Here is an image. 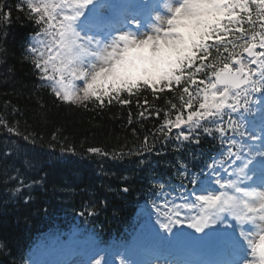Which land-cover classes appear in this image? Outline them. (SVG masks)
Listing matches in <instances>:
<instances>
[{"label": "trees", "instance_id": "1", "mask_svg": "<svg viewBox=\"0 0 264 264\" xmlns=\"http://www.w3.org/2000/svg\"><path fill=\"white\" fill-rule=\"evenodd\" d=\"M260 2H248L257 28L264 21L256 6ZM0 6V264H26L30 248L46 233L67 231L74 223L84 232L94 231L104 243L136 231L137 207L158 195L159 182L168 192L188 183L177 171V158L190 161L193 175L198 174L220 143L216 131L212 136L201 135L199 145L179 144L172 139L176 136L173 129L168 140L157 132L166 119L187 112L179 97L188 99L183 88L189 82L182 78L172 88H134L133 101L137 93L149 100L144 117L138 113L145 109L134 102L98 107L95 98L79 103L61 100L45 83L29 52L33 37L48 24L36 23L38 16L27 0H0ZM239 17L241 23L233 22L231 27L251 34L246 12L240 11ZM212 56L209 63L221 60ZM120 95L127 98L129 94ZM169 102L176 103L178 110H171ZM146 135L153 144L151 153L119 156ZM166 147L179 154L171 157ZM89 148H99L100 153ZM192 155L199 158L191 160ZM125 176L129 177L126 183ZM123 187L130 191L122 192Z\"/></svg>", "mask_w": 264, "mask_h": 264}, {"label": "snow or ice", "instance_id": "2", "mask_svg": "<svg viewBox=\"0 0 264 264\" xmlns=\"http://www.w3.org/2000/svg\"><path fill=\"white\" fill-rule=\"evenodd\" d=\"M90 4H93V0H82V3L74 5L72 15L64 16L60 21L61 31L59 37L56 38L60 41V47L65 54L70 57L69 63L74 61L77 64L84 65L81 71L84 73V78L88 83L83 89L84 95L77 97V101H87L94 95L98 107H106L113 103L129 105L134 102L138 108L145 109L138 113L140 117H144L145 112H148V108H145V105H149V100L137 93L133 101L131 94L134 88L142 87L145 90H149V88L156 89L161 85L163 88H172L181 84V76L185 72L187 75L184 76V82L197 84L194 78L195 75L207 68L211 71L212 76L208 78L207 85L200 89V92L204 93V102L199 103V109L202 111L199 114L196 111L190 112L187 115V119H183L181 115H176L174 120L166 119L157 129V132L165 140H168V134L171 133L173 128L180 129L178 134L172 139L181 145L184 142L199 145L201 143V133L197 129H202L203 133H207L209 136L213 135V129L204 127L200 121L211 118L209 123L217 126L216 130L219 132L220 142L222 144L227 142L228 147L226 151L210 156L208 162L205 163L204 168L201 169L197 176L193 175L190 161L185 162L177 158V171L182 181H187L188 185H192L193 179H196L199 181L198 186H203L205 180L215 178L216 183L220 184V173L222 171L228 173V168H230V176L235 177V179L229 178L226 185L222 186L232 187L242 192L243 189L240 188V184L244 181L254 182L259 178L264 182V152H249L248 162L244 163L243 146L239 143L235 134L239 133V136H244L245 133L240 131L242 125L231 119L232 113L239 115V109L244 111L249 109V93L262 91V88H258L257 84L264 86V51L256 52L254 50L256 45L251 42L258 39L260 48L264 49V21L260 23V34L257 35L255 32L256 21L253 20L251 13L248 11V0H175L174 4L169 3V0H149L148 3L135 4V10L138 13H147L149 16L156 14L154 21L156 26L153 28L155 34L148 35L142 39H137L131 34H121L113 40L111 45H106L102 40L95 39L90 35L82 36L80 31L77 30V21L81 20V17L84 19L80 29L85 33L100 32L108 26L109 21L99 14L86 15L84 9ZM256 6L259 9L258 15L264 16V0H261ZM29 7L38 16L36 23L41 25L48 24V27H52L50 21L54 18L52 13L56 7L55 5L42 0L40 6L30 4ZM2 10L3 6H0V11ZM240 11L246 12V22L253 27L251 37L249 38L245 30L241 28L239 36H234L231 40L224 39L226 33L235 32V29L230 27L233 22L236 24L241 23ZM162 12L166 19V27L165 19H162L160 15ZM226 17L227 20H225ZM117 31L122 32L123 29H118ZM46 34H48V28H45L43 33H37L38 45L45 43L39 37ZM212 37L216 38L214 43L211 42ZM239 40H243L244 43L238 44ZM120 42L124 45L122 50L119 47ZM238 46L244 53H248L247 59L249 63L256 66L255 70L249 69L248 73H245L244 68L246 65L237 59L236 63L241 66L233 72L231 65L224 62L231 61L234 57L240 55L235 51ZM212 49H215V56H212ZM46 50L49 51L47 60L44 59L45 53L40 51L38 46H33L30 49V55L36 57L35 67L45 74L48 73V63L53 59L50 54V46H46ZM197 53H199V56H197ZM57 55L59 56L60 54L58 53ZM209 56H212L213 60L216 57H221V60L218 64L207 63L206 60ZM93 60L96 63H91ZM197 61H199V66L194 67ZM205 75L207 74L205 73ZM101 76L105 77L106 86L98 88L95 92H90L96 85L97 79ZM252 77L256 78L253 79ZM48 79H54V77L49 76ZM141 81L143 82L142 84L140 83ZM60 82H63V76H61ZM217 83L234 85L231 90V103H228L230 92V87L228 86L219 92L218 101L212 104L208 103V92L210 89L215 90ZM197 87L199 88V85ZM122 92L128 93V97H122L120 95ZM183 93L188 95V99L184 100L183 96L179 97L183 101L181 107L191 109L193 107V96L189 93L188 87L183 88ZM54 94L61 100L72 98L55 88ZM152 95L155 96L156 93L153 91ZM216 95V91H212L213 100H216ZM262 95H264V91H262ZM141 100H143V103ZM169 108L178 110L177 104L172 102H169ZM226 108L227 111H225ZM156 114H160L159 110H156ZM194 117L196 118L193 119ZM225 117L228 118L227 128L222 124ZM129 123L131 124V120H129ZM182 124L188 125V128L186 130L181 129ZM229 129L234 135H225ZM133 135H135V128L133 129ZM155 139L154 135L153 142H155ZM233 148L237 150L233 151ZM88 151L100 153L99 148H89ZM140 151L149 153L153 151V144L148 142L147 135L135 148H129L126 153L121 151L119 156L123 158L125 155H132ZM160 154L164 155L166 153ZM202 154L200 153V155ZM103 155L107 156L109 153L104 152ZM116 155L115 152L112 153L113 157H116ZM198 158V155L191 156V160ZM257 160L261 162L260 167L250 175L251 165ZM141 163H144V160H141ZM225 165H228V168H225ZM204 169H207L211 174L205 175ZM128 179L129 177L127 176L122 177L125 183ZM165 187L164 183L159 184L161 193H164ZM180 187L187 191L183 182ZM121 191L127 193L130 188L123 187ZM195 191L196 189H192V194ZM179 195L185 199L184 204L178 205L173 201L170 208L167 201L163 205L156 203L152 205L154 212L150 211V216L155 215L157 220L161 222L159 227L164 229L163 233H159L158 228L156 231L158 235L157 243L160 246L161 254L155 256L154 260H167V256L163 255L165 250L179 249L190 241L195 240L220 245L224 254L231 256L230 259L226 258L222 264H244V256L241 255V249L244 240L247 239L258 254L260 264H264V228L260 230L259 240L255 241L247 237L243 232L237 234L235 228L229 231L227 228L211 227L213 224H224L229 214L236 215L238 204L235 198L224 200L219 196H199L196 200L189 202L183 192ZM259 196L264 197V191L259 192ZM243 203L247 206L249 202L245 199ZM196 207L205 210L204 215L199 219L192 218L190 215H181L184 209H194ZM253 211L255 209L249 207L248 216L237 218L252 220L253 217L250 213ZM259 211L264 213V200L261 202ZM189 219L193 220L190 227L202 233L201 236L197 237L195 234L187 233L186 230L180 228H176L173 231L175 225L182 224ZM259 219L264 221V215H261ZM154 225H156L155 222ZM167 233H171V236H168ZM96 264H100V262L97 261Z\"/></svg>", "mask_w": 264, "mask_h": 264}, {"label": "rangeland", "instance_id": "3", "mask_svg": "<svg viewBox=\"0 0 264 264\" xmlns=\"http://www.w3.org/2000/svg\"><path fill=\"white\" fill-rule=\"evenodd\" d=\"M96 1V2H95ZM107 0H93V6H92V10L94 13H97L99 15L104 14L106 11L102 9V5H105V2ZM110 3L113 5L107 6L109 8H113L114 11L115 9L118 11L119 9H123L124 6H121V4L119 5L118 3H116L114 0H109ZM126 2H131L130 6H134L131 8H135V4L139 3V0H125ZM149 0H144L141 3H148ZM107 3V2H106ZM139 3V4H141ZM169 3H175V0H169ZM178 6V5H176ZM128 8L127 10L123 11L124 14H122V12H117L116 14H112V17H109V24L111 22H113V20H115L117 17H119V15H125V13L129 10L131 11L132 9ZM89 15V14H87ZM111 15V14H110ZM162 19H165L164 17V13H160ZM83 18V17H82ZM78 22V21H77ZM79 23V22H78ZM77 23V24H78ZM155 23H153L152 25V31L151 32H144L143 35L137 37L135 34H131L133 36H135L137 39H142V38H146V36L148 35H154V31L153 28L155 27ZM165 27H166V19H165ZM77 30L80 31V34L82 36L84 35H90V36H94V34H92L91 32L89 33H85L83 32L78 26H77ZM121 34H129L127 32H122ZM120 34V35H121ZM118 37V36H117ZM116 37V38H117ZM40 40L44 41V44H37V38L35 39V46H38L40 48V51H43L45 53L44 57L46 55H48L49 58V51L46 50V37L43 35L42 37H39ZM113 42V40H111L110 42L107 43V45H111ZM49 46V45H48ZM123 43L120 42L119 43V47L122 50L123 49ZM52 47H50V54L52 51ZM264 51V49L262 50ZM60 54L59 56L57 55L58 58V62L60 65V69H59V75H60V79L59 81H52L50 80L51 84L59 91H61L63 94L65 95H69L74 100H77V97H82L83 93V89L87 86L88 81L85 80L84 78V73L81 71V69L84 67V65L81 64H77L74 61L72 63H69L70 57L65 54L64 50L62 48L58 49H54V52L51 54L53 59L49 62L50 64L53 65L54 58L56 57V54ZM63 61V63H62ZM91 63H96L95 60L91 61ZM61 76H63V82L61 83ZM73 76L76 77V79L72 78ZM102 86H106V80L104 76H101L97 79V83L96 85H94L95 89L97 90L98 88H101ZM260 88V87H259ZM212 94V91H211ZM254 95L257 98H260V102L259 104L254 106V110L255 107H257L259 109L260 105H262V103L264 104V96H259L257 93H254ZM213 100V99H212ZM218 100V99H216ZM258 113V111H254ZM239 111V110H238ZM240 112V111H239ZM235 116H237V119L240 122L246 121L248 126L254 130L256 133H258L259 135L263 134V128L261 126L260 123H256V121H254L253 119L249 118V116H247L246 114H244L243 112L239 113V115L237 113H232ZM225 120V119H224ZM223 120V121H224ZM222 121V122H223ZM253 146H255L256 148H259L260 150L264 151V140L262 141L261 139H255L254 141H252L251 143ZM245 163V161H243ZM248 162V160L246 161ZM260 166H258L257 164H252L251 165V169L249 170V174L251 175L252 173H254L256 170L259 169ZM235 179V177H233ZM259 181L260 179L256 182H252V184L250 186H246V187H242L240 186L241 189L245 190V194H244V200L247 199L248 200V205L246 206L244 203H241L237 208H236V212L238 213L237 217H245L249 215L248 212V208L251 207L253 209H255V211L251 212L250 215L253 217L252 220H248L249 223L252 224V226L254 227L255 231H253L252 233H258L260 234V230L261 228H264V221H261L259 219V217L261 215H264V213H261L259 211L260 209V205L262 200H264V197H260L259 196V192L264 191V187L261 188L259 186ZM241 192V191H240ZM212 196H214V194H212ZM211 193H210V197ZM166 202V201H165ZM168 205H169V201L167 200ZM203 211V209H202ZM145 214L147 215V213L145 212ZM201 214V212H200ZM181 215H189L188 212H181ZM231 217V216H230ZM232 218V217H231ZM230 219L226 220L224 224H214V225H221L224 228H227L229 231H231L234 227H232L229 222L232 221ZM234 220V219H233ZM246 219H240L238 221H245ZM151 227L147 226L146 231L147 233H150ZM235 231L237 232V234L241 233L242 230L240 227H236ZM244 233V232H243ZM152 234V232H151ZM247 239H245L244 241H246ZM73 242H76L77 245L76 247L73 246ZM78 246H81L85 251L84 252V258H88L91 254H93L96 250H98L95 246H94V241L93 238L89 235L86 234H77L74 237H71L69 239H62L60 240L59 238L55 237L51 240L48 241V243H44L42 244L40 247L36 248L33 256H32V262L30 264H66L62 261V255H64L65 250L70 249V251L72 252L75 248H77ZM191 246H187V248L189 249ZM155 248V244H151L150 242L147 243V241L143 242V240H140L138 242V244L132 248L131 252L127 251V255L124 257V262L125 264H163L161 262V260H154V253L151 252L150 250ZM78 249V248H77ZM75 249V250H77ZM102 249V248H101ZM75 250L72 252V255H74ZM245 253H247L245 251ZM198 252L194 253V258L198 259ZM98 254L96 253L95 256H97ZM202 256H205L206 259L208 256L209 259H212L214 257V254H209V253H201ZM83 255L79 256L82 257ZM76 257V256H75ZM118 258V261L115 260H111V264H118L121 261V258ZM92 259V258H91ZM91 259L89 260H79L78 263L73 261L70 264H96L97 262V258H95L94 260L91 261ZM69 264V263H68ZM179 264H182L181 262ZM192 264H200L199 262L194 261ZM254 264H260V260L259 257L258 259L255 261Z\"/></svg>", "mask_w": 264, "mask_h": 264}, {"label": "bare ground", "instance_id": "4", "mask_svg": "<svg viewBox=\"0 0 264 264\" xmlns=\"http://www.w3.org/2000/svg\"><path fill=\"white\" fill-rule=\"evenodd\" d=\"M111 15H109V17H110ZM108 16H106L104 19L105 20H107L108 18H107ZM108 30V31H107ZM109 28L108 27H105V29L103 30V31H101V33L103 34V33H105V31L106 32H109ZM112 30H115V29H112ZM102 41H103V43L105 44L107 41H108V39H101ZM32 248H30V250H31ZM71 259V258H70Z\"/></svg>", "mask_w": 264, "mask_h": 264}]
</instances>
